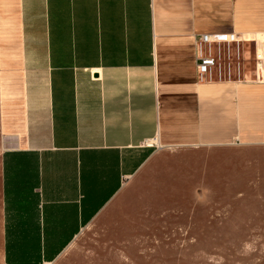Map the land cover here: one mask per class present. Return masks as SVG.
<instances>
[{"label":"crops","instance_id":"0c3cea01","mask_svg":"<svg viewBox=\"0 0 264 264\" xmlns=\"http://www.w3.org/2000/svg\"><path fill=\"white\" fill-rule=\"evenodd\" d=\"M218 32L246 41L200 81ZM238 143L264 145V0H0V264L128 232L166 150Z\"/></svg>","mask_w":264,"mask_h":264},{"label":"rangeland","instance_id":"374dc122","mask_svg":"<svg viewBox=\"0 0 264 264\" xmlns=\"http://www.w3.org/2000/svg\"><path fill=\"white\" fill-rule=\"evenodd\" d=\"M165 155L128 232L92 227L58 264H264V145Z\"/></svg>","mask_w":264,"mask_h":264},{"label":"built area","instance_id":"2783aa9c","mask_svg":"<svg viewBox=\"0 0 264 264\" xmlns=\"http://www.w3.org/2000/svg\"><path fill=\"white\" fill-rule=\"evenodd\" d=\"M196 43V58H197V74L200 81L213 80L223 76L224 66L219 63L218 54L224 52L236 44L237 51L240 49V44L246 39L234 33H202L195 36ZM147 146H157L158 140H147L144 143Z\"/></svg>","mask_w":264,"mask_h":264}]
</instances>
